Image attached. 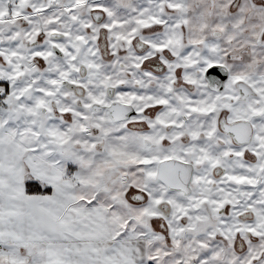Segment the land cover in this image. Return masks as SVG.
Segmentation results:
<instances>
[{
  "label": "snow or ice",
  "instance_id": "snow-or-ice-1",
  "mask_svg": "<svg viewBox=\"0 0 264 264\" xmlns=\"http://www.w3.org/2000/svg\"><path fill=\"white\" fill-rule=\"evenodd\" d=\"M0 264H264V0H0Z\"/></svg>",
  "mask_w": 264,
  "mask_h": 264
}]
</instances>
